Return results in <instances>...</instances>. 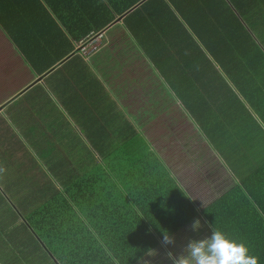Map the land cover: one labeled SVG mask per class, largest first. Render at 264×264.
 <instances>
[{
	"label": "trees",
	"instance_id": "obj_1",
	"mask_svg": "<svg viewBox=\"0 0 264 264\" xmlns=\"http://www.w3.org/2000/svg\"><path fill=\"white\" fill-rule=\"evenodd\" d=\"M235 1L241 11L251 8L252 15L264 8V0ZM222 2L227 4V0H181L176 10L186 26L164 29L165 37L168 33L178 37L175 46L165 42L173 51L167 49V58L181 59V68L165 63L157 67L174 97L195 119L207 104L229 101L227 90L238 100L223 72L249 97L264 96V54L235 10L222 8ZM222 31L225 37L219 36ZM162 50L158 47L156 54ZM225 111L215 113L224 117ZM123 142L100 163L94 160L85 173L72 175L70 171L78 169L59 164L53 175L58 184L44 175L43 181H35L32 175L30 181L37 186L24 181L20 192L1 195L14 204L6 211L11 213L8 217L19 219L23 234L17 241L20 246L9 237L11 264H46L47 258L54 264H136L198 214L227 248L231 263L264 264V162L253 167L239 164V181L198 208L144 136ZM73 146L68 150L71 155ZM4 217H0L2 229ZM2 259L0 264H7Z\"/></svg>",
	"mask_w": 264,
	"mask_h": 264
},
{
	"label": "crops",
	"instance_id": "obj_2",
	"mask_svg": "<svg viewBox=\"0 0 264 264\" xmlns=\"http://www.w3.org/2000/svg\"><path fill=\"white\" fill-rule=\"evenodd\" d=\"M56 1L57 5L50 0H0V137L4 126L8 127L9 139L17 125L22 126L25 132L18 131L20 135L30 139L35 147L39 145L45 159H54L56 169L59 164L68 170L78 169L70 171L74 175L87 172L94 160L100 163L126 138L144 136L149 141L144 128L147 120H154L160 127H171L172 113L167 115L157 110L151 97L157 96V87L160 99L173 106V101L179 103L164 82V72L157 64L181 68V59L167 58V49L173 51L165 42L169 40L175 46L178 37H171L170 33L165 37L164 29L184 26L185 22L181 25L183 17L176 10L181 0ZM179 31L177 29L174 34ZM90 34L100 36L102 44L91 56H83L77 45ZM219 36L225 37V31ZM219 36L215 42H219ZM158 47L164 48L160 55L156 54ZM177 105L189 118L185 108L180 103ZM23 118L29 123H21ZM34 127H52L58 136L66 138L70 146L77 145L79 150L84 145V156L81 155L76 163L62 150L50 153L45 148L49 142L47 136L31 133ZM203 143H207L214 156L211 162L217 164L215 175L222 176L215 189L222 188L225 192L240 176L228 170L208 142ZM74 148L73 154L81 153ZM66 160L71 164L65 163ZM211 162L200 167L193 177L203 173L201 171ZM262 162L264 158L254 166ZM193 165L197 168L201 163L193 162ZM16 166L20 168L19 162ZM19 175L16 171L15 178L6 183L11 192L19 191L24 181L36 184L30 181L32 175L35 181H43L41 175L46 174L33 171L26 180ZM53 175L48 176L51 183L58 184V178ZM177 182L183 188L182 182ZM13 205L8 199H4V203L0 199V207ZM198 215L199 218L194 217L163 242L174 240V247L170 249L175 252L177 240L182 239L178 248L184 247L189 240L198 241L193 249L197 246L203 249L199 255L211 264L212 256L229 257L215 231L201 214ZM159 247L160 243L147 255L155 254ZM224 264L233 263L229 259Z\"/></svg>",
	"mask_w": 264,
	"mask_h": 264
},
{
	"label": "rangeland",
	"instance_id": "obj_3",
	"mask_svg": "<svg viewBox=\"0 0 264 264\" xmlns=\"http://www.w3.org/2000/svg\"><path fill=\"white\" fill-rule=\"evenodd\" d=\"M234 1L227 0V4L222 2V8L228 10L230 6L231 10H235L236 17L245 26L250 37L264 54V8L260 10L262 13L252 15L251 8L241 11L243 8L239 7ZM254 74H256V71H254ZM223 77L236 93L238 100L230 96L233 92L227 90L226 97L229 96V101L207 104L205 111L196 116L197 120L193 114H189V119L184 115L185 112L178 107V102L173 101V106L160 99L159 88L156 87L158 90L157 96L155 98L151 97L153 106L157 110L163 111L164 114L169 115L172 113V125L171 127H160L157 123H154V120H147L144 124V128L147 130L146 133L149 135L150 144L156 149L165 164L171 168L177 180L182 182L187 195L198 208H201L204 203L223 192L222 188L215 189L216 183L220 181L222 176L215 175L217 164L216 162H211L214 156L211 155L207 143L203 142L206 141L210 144L211 148L219 156V160L234 175L235 172L238 173L239 164L253 167L257 161L264 158V96L253 95L249 97L244 90L243 93L232 84L225 72H223ZM148 89L153 90V88ZM216 100L218 99H214L212 102ZM225 108L227 116L218 117L215 111ZM20 114L21 112H18V116ZM24 118L21 123L28 124L29 120ZM141 119L143 122L144 118L141 117ZM196 125L198 127H195ZM19 126L17 125L11 139L7 135L8 127L4 126V131L0 137V199L2 203H4V198L1 195H6V192L10 194L11 192L8 190L6 183L8 180L15 178L16 171L20 173L19 178L26 180L33 171H38L40 175L45 173V176H52L57 170L54 165V159H45V155L38 148L39 145L35 147L30 139L20 135L18 131L24 134L25 130L22 126ZM31 133H42L47 136L46 139L49 142L45 148L50 153L62 150L67 152L68 159L79 163V158L83 155L84 145L82 150H79L81 153L70 155L68 153L70 148L69 141L64 137L58 136L52 127H43L42 129L34 127ZM95 157L100 160V157L96 154ZM17 162H19L20 168H17ZM193 162L201 163V165H197L196 168ZM208 162H211V164H208L206 169L201 171L203 173L193 177V174L197 173L198 169L205 166ZM206 171H208V174ZM7 208L8 206L0 208V217L2 214L5 216L2 219L4 223L3 229L0 226V256L1 258L3 257V261L5 259V263L11 264L14 254L11 252L13 245L10 247L12 242H10L9 237L12 235L11 239L16 246H20L21 244H17V241H21L22 238L20 236H23V234L21 226L18 227L19 219L8 217L11 213L6 211ZM195 217L199 218L200 215ZM14 220L17 222H12ZM14 223L16 225H13ZM14 235L18 237V240ZM181 240H177V251L175 252L170 249L174 247V240L161 241L159 250L155 254L144 256L136 264H211L204 260L206 257L199 255V253L203 252V249L198 246L193 249V244L198 243V241L189 240L184 247L178 248L179 242L181 245ZM211 260L212 264H224L229 260V257L212 256ZM46 264L54 263L50 258H47Z\"/></svg>",
	"mask_w": 264,
	"mask_h": 264
},
{
	"label": "built area",
	"instance_id": "obj_4",
	"mask_svg": "<svg viewBox=\"0 0 264 264\" xmlns=\"http://www.w3.org/2000/svg\"><path fill=\"white\" fill-rule=\"evenodd\" d=\"M102 44V38L90 34L78 42V49L83 56H91Z\"/></svg>",
	"mask_w": 264,
	"mask_h": 264
}]
</instances>
